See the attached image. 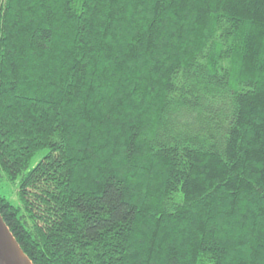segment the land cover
<instances>
[{
  "label": "trees",
  "instance_id": "16d2710c",
  "mask_svg": "<svg viewBox=\"0 0 264 264\" xmlns=\"http://www.w3.org/2000/svg\"><path fill=\"white\" fill-rule=\"evenodd\" d=\"M111 188L91 264H264V0H0L5 223L89 264L80 201Z\"/></svg>",
  "mask_w": 264,
  "mask_h": 264
},
{
  "label": "snow or ice",
  "instance_id": "6c2138e0",
  "mask_svg": "<svg viewBox=\"0 0 264 264\" xmlns=\"http://www.w3.org/2000/svg\"><path fill=\"white\" fill-rule=\"evenodd\" d=\"M102 199H82L81 212L87 224L80 233V238L86 243L82 247L81 259H87L91 264V258L87 255L92 249V242L103 247V239L109 235L115 237L123 232L122 221L128 216L127 203L123 199V190L111 188L102 194ZM77 243L76 240L69 241Z\"/></svg>",
  "mask_w": 264,
  "mask_h": 264
},
{
  "label": "water",
  "instance_id": "95a60500",
  "mask_svg": "<svg viewBox=\"0 0 264 264\" xmlns=\"http://www.w3.org/2000/svg\"><path fill=\"white\" fill-rule=\"evenodd\" d=\"M0 264H33L0 214Z\"/></svg>",
  "mask_w": 264,
  "mask_h": 264
},
{
  "label": "rangeland",
  "instance_id": "374dc122",
  "mask_svg": "<svg viewBox=\"0 0 264 264\" xmlns=\"http://www.w3.org/2000/svg\"><path fill=\"white\" fill-rule=\"evenodd\" d=\"M41 159V156H37L32 161L31 168L32 169L38 161ZM17 191H18V183L15 185L8 181L4 182L2 185V194L7 197L11 202H17Z\"/></svg>",
  "mask_w": 264,
  "mask_h": 264
}]
</instances>
